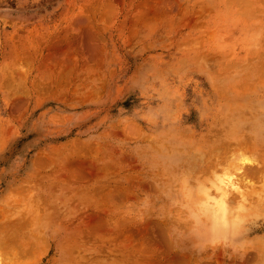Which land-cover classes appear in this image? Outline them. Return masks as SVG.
<instances>
[{
  "label": "rangeland",
  "instance_id": "rangeland-1",
  "mask_svg": "<svg viewBox=\"0 0 264 264\" xmlns=\"http://www.w3.org/2000/svg\"><path fill=\"white\" fill-rule=\"evenodd\" d=\"M247 262L264 0H0V264Z\"/></svg>",
  "mask_w": 264,
  "mask_h": 264
},
{
  "label": "bare ground",
  "instance_id": "bare-ground-1",
  "mask_svg": "<svg viewBox=\"0 0 264 264\" xmlns=\"http://www.w3.org/2000/svg\"><path fill=\"white\" fill-rule=\"evenodd\" d=\"M238 155V154H237ZM226 156V155H225ZM241 156H242V154H241ZM233 157V156H232ZM237 157V156H236ZM240 158V157H239ZM241 159V158H240ZM236 160V159H235ZM210 161V160H209ZM241 161V160H240ZM228 162V161H227ZM230 162V161H229ZM235 163H237V161L235 162ZM213 164V163H212ZM214 165V164H213ZM229 165V164H228ZM231 165V164H230ZM235 165V164H234ZM234 165H232V167L234 166ZM240 164H237V167L239 166ZM241 166V165H240ZM219 167V166H218ZM234 167H236V166H234ZM214 168V167H213ZM230 168H231V166H230ZM234 169V168H233ZM240 169V168H239ZM214 170V169H213ZM237 170V169H236ZM235 170V171H236ZM241 170V169H240ZM208 171H210V170H208ZM207 171V172H208ZM263 171V170H262ZM230 172V171H229ZM233 172V171H232ZM242 172V171H241ZM248 173H249V171H247ZM251 172V171H250ZM259 172V171H258ZM208 174H209V172H208ZM228 174V173H227ZM244 174V173H243ZM251 174V173H250ZM249 174V175H250ZM254 174V171L252 172V174L251 175H253ZM217 175V174H216ZM215 175V176H216ZM245 175H247L246 173H245ZM250 175V176H251ZM230 176V175H229ZM257 176V175H256ZM249 178V177H248ZM244 179V178H243ZM247 179V178H246ZM248 181H250V180H248ZM247 181V182H248ZM236 182V181H235ZM238 182V181H237ZM242 182V181H241ZM224 183V182H223ZM239 184H240V182H239ZM216 185H218L219 186V184L216 182ZM238 186V185H237ZM242 186V185H241ZM230 187V186H229ZM222 189V187H220L219 186V189ZM243 188V187H242ZM203 189V188H202ZM230 189V188H229ZM225 193V192H224ZM247 193V192H246ZM227 196V195H226ZM246 197L248 196V194L247 195H245ZM248 198V197H247ZM247 200V199H246ZM202 202V201H201ZM201 204V203H200ZM218 206V205H217ZM219 207H221V209H219L218 210V212L216 211V209H215V212L213 213V215L211 216V214H209L210 216H208V219L210 218V223H211V221L212 220H220V222H219V224L221 223V222H225V221H228V218H229V213H230V211H228L225 207L223 208L221 205H219ZM198 209L199 210H201V211H203L204 213H209L210 212V210H209V208L208 207H205V206H203V207H198ZM213 209V208H212ZM212 212V211H211ZM219 212H221V217H217V213H219ZM246 261V260H245ZM244 261V262H245ZM247 264H248V262H247Z\"/></svg>",
  "mask_w": 264,
  "mask_h": 264
}]
</instances>
